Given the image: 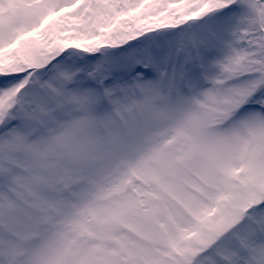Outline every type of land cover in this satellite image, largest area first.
I'll return each mask as SVG.
<instances>
[{"label": "snow or ice", "instance_id": "snow-or-ice-1", "mask_svg": "<svg viewBox=\"0 0 264 264\" xmlns=\"http://www.w3.org/2000/svg\"><path fill=\"white\" fill-rule=\"evenodd\" d=\"M0 264H264V0H0Z\"/></svg>", "mask_w": 264, "mask_h": 264}]
</instances>
